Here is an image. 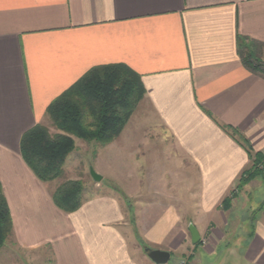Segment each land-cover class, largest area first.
I'll return each mask as SVG.
<instances>
[{
	"label": "crops",
	"instance_id": "0c3cea01",
	"mask_svg": "<svg viewBox=\"0 0 264 264\" xmlns=\"http://www.w3.org/2000/svg\"><path fill=\"white\" fill-rule=\"evenodd\" d=\"M244 45L264 55V0H0V183L24 259L155 264L152 249L168 264H264V207L237 254L223 207L251 163L228 128L264 153V70ZM114 65L145 89L143 114L98 154L132 207L107 193L66 213L21 140L90 71Z\"/></svg>",
	"mask_w": 264,
	"mask_h": 264
},
{
	"label": "trees",
	"instance_id": "16d2710c",
	"mask_svg": "<svg viewBox=\"0 0 264 264\" xmlns=\"http://www.w3.org/2000/svg\"><path fill=\"white\" fill-rule=\"evenodd\" d=\"M244 47L249 50L246 64L264 70L251 45ZM144 96L141 78L127 67H100L90 71L48 108V117L60 134L51 135L45 126L37 125L23 136L21 154L36 177L47 184L62 179L53 191V200L61 210L74 213L85 200L83 183L64 178L66 160L76 150L75 139L98 142L102 146L112 143ZM227 131L238 137L251 160L250 168L241 175L239 183L261 177L264 154L253 151L238 130L228 128ZM12 236V217L0 183V252Z\"/></svg>",
	"mask_w": 264,
	"mask_h": 264
},
{
	"label": "rangeland",
	"instance_id": "374dc122",
	"mask_svg": "<svg viewBox=\"0 0 264 264\" xmlns=\"http://www.w3.org/2000/svg\"><path fill=\"white\" fill-rule=\"evenodd\" d=\"M258 59L260 60L261 64L264 65V55L260 57L258 56ZM141 102L142 101H140V103L137 105L134 112L136 118L135 120H137L145 110ZM42 125L48 129L51 135L61 133V131L54 127L49 117L45 119ZM87 146L90 147L88 151L85 150L87 149ZM100 146L101 145L98 142L79 141V148L75 150L76 152L71 154L66 160L64 165V178L83 183L84 198L95 197L97 195H104L107 193L114 195L119 194L127 208H131L133 202V200L129 198L131 192L129 191L128 194H124L123 190L119 189V184L117 181H114V179L117 178L115 168H112L113 172H109L102 168L101 161L98 157ZM156 154L160 155L159 153ZM156 158L159 160L160 157ZM160 167L159 173L164 169V165L162 164ZM145 169L149 170V166ZM260 169L263 171V175L261 177L249 180L246 183H239L238 181L232 189L230 196L226 198L227 202L226 199L223 202L224 209L226 211L230 210L235 214V216L231 218L232 227L228 232H226V234L230 239V249L235 250L236 254L239 253L240 241L244 239V235L248 232V229L246 231L245 228H248L250 222L255 219L256 215L264 207V163L260 166ZM91 170H94L102 176L101 182L97 183L93 180ZM60 182H62V179L54 181L51 184V187L54 188L55 185ZM127 186L130 188L132 186V182L127 184L126 187ZM208 238L209 237L207 236L205 237V242L207 244L209 243ZM12 239L13 237L6 242L4 248L0 252V264L38 263H28L25 260L27 258L24 259V256L21 255V252L13 246L14 241ZM174 259L175 258L173 257L169 263H173ZM39 264L44 263L39 262ZM46 264L49 263L47 262Z\"/></svg>",
	"mask_w": 264,
	"mask_h": 264
},
{
	"label": "water",
	"instance_id": "95a60500",
	"mask_svg": "<svg viewBox=\"0 0 264 264\" xmlns=\"http://www.w3.org/2000/svg\"><path fill=\"white\" fill-rule=\"evenodd\" d=\"M91 175L95 182L99 183L102 181V176L94 170H91ZM190 232L192 234L193 243L197 244L200 239L198 232L193 227L190 228ZM146 252L148 258L155 264H168L170 262L171 254L169 252L152 249H147Z\"/></svg>",
	"mask_w": 264,
	"mask_h": 264
}]
</instances>
